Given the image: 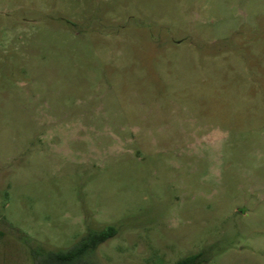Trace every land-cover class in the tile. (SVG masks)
<instances>
[{
	"label": "rangeland",
	"instance_id": "374dc122",
	"mask_svg": "<svg viewBox=\"0 0 264 264\" xmlns=\"http://www.w3.org/2000/svg\"><path fill=\"white\" fill-rule=\"evenodd\" d=\"M109 225L99 264H264V0H0V264Z\"/></svg>",
	"mask_w": 264,
	"mask_h": 264
},
{
	"label": "trees",
	"instance_id": "16d2710c",
	"mask_svg": "<svg viewBox=\"0 0 264 264\" xmlns=\"http://www.w3.org/2000/svg\"><path fill=\"white\" fill-rule=\"evenodd\" d=\"M118 229L114 225H109L102 230L89 229L86 235L79 240L72 248L48 252H39L37 264H99L91 257L98 247L108 240L114 238ZM203 254L190 255L176 262L175 264H202Z\"/></svg>",
	"mask_w": 264,
	"mask_h": 264
}]
</instances>
